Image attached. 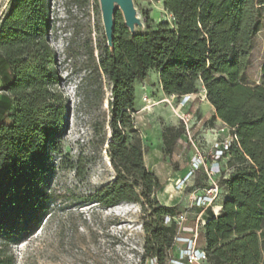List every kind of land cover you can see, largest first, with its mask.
Wrapping results in <instances>:
<instances>
[{"label": "trees", "instance_id": "1", "mask_svg": "<svg viewBox=\"0 0 264 264\" xmlns=\"http://www.w3.org/2000/svg\"><path fill=\"white\" fill-rule=\"evenodd\" d=\"M163 3L172 27L164 22L132 33L114 13L113 42L100 67L112 82L108 153L115 178L88 200L140 204L148 213L144 257L167 264L180 236L176 206L162 205L155 196L164 184L144 161L135 83L155 71L163 92L179 98L196 94L201 82L215 109L208 124L221 120L238 137L228 154L234 160L227 161L234 170L228 174L225 168L219 178L222 209L218 215L209 209L203 227L207 262L264 264V62L260 84L243 82L264 24V0ZM51 27L50 0H10L0 17V264H13L6 252L40 230L56 200L52 182L68 107ZM184 135L182 121L162 133L164 153L176 169L173 156ZM195 184L206 186V175Z\"/></svg>", "mask_w": 264, "mask_h": 264}, {"label": "rangeland", "instance_id": "2", "mask_svg": "<svg viewBox=\"0 0 264 264\" xmlns=\"http://www.w3.org/2000/svg\"><path fill=\"white\" fill-rule=\"evenodd\" d=\"M10 0H0V17L9 7ZM52 27L50 42L57 53V68L61 78L60 89L67 103L65 131L60 151L56 154L58 169L52 182L56 200L42 227L26 242L7 251L13 264H151L144 257L148 233L145 224L148 213L140 204L123 202L115 206L89 201L88 196L110 184L115 171L108 153L111 139L112 82L101 69L100 60L108 45L100 0H50ZM136 17L135 31L157 28L167 22L171 27L174 18L164 7L163 0H133ZM116 12L123 16L119 5ZM264 62V24L257 34L251 53V63L243 82L255 86L261 82V66ZM150 87L144 93L152 98L151 104L142 101L137 88L135 125L145 146L144 161L163 182L156 198L162 205L176 206V218L183 215L188 222L196 221L202 208L195 205L194 197L202 192L195 181L203 172L189 180L182 188L177 184L187 175L192 155L196 149L186 138L175 148L173 161L164 153L163 129L180 126L167 121V114H175L177 98L172 105L163 102V94L157 88L159 76L152 73ZM149 79V78H148ZM198 82L197 95L202 94ZM143 94V95H145ZM175 109V110H174ZM179 111V110H178ZM180 111H183L182 108ZM194 118L201 120L192 134L197 148L211 159L212 136L206 131V123L199 113L189 107ZM206 125V126H205ZM228 155L226 172L234 170ZM234 162V161H233ZM237 164H239L238 161ZM223 195L214 203L219 214ZM209 207L202 215L206 221ZM222 209V207H221ZM205 225V224H204ZM203 225L194 232L181 233L193 238L196 247L204 249ZM186 242L178 241L173 247L167 264H176L184 256ZM201 264H209L202 262Z\"/></svg>", "mask_w": 264, "mask_h": 264}, {"label": "built area", "instance_id": "3", "mask_svg": "<svg viewBox=\"0 0 264 264\" xmlns=\"http://www.w3.org/2000/svg\"><path fill=\"white\" fill-rule=\"evenodd\" d=\"M177 98V97H176ZM197 98V94H187L177 98L178 107L183 108L188 106L190 102ZM170 96L163 98V102L169 103L172 105ZM142 101L146 104H151L152 98L145 94L142 96ZM173 107V105H172ZM178 117L181 119L185 127V135L188 141L192 143L196 149L195 153L192 155L190 170L188 171L185 178H183L179 184H177V189H182L190 179L194 178L197 173L203 172L206 175L207 185L201 187V193L196 194L194 197L195 205L201 207L203 210L196 218V221L188 222L186 216H179L175 218L178 227L180 236L177 238L178 241H183L187 243V246L184 250V256L181 260H174L176 264H201L202 262H207V253L203 248L196 247L195 240L188 236H183L181 233L194 232L198 228L199 224L203 225L206 221L202 218L203 213L209 207L212 210H215L214 203L218 199L219 195L222 193L221 187L219 185V178L225 170L224 160L228 156L229 151L233 144L238 141L236 134L231 133L230 128L223 127L216 122L212 124L206 123V131L212 136V154L211 159L205 158V155L197 148L194 141L192 131L194 126L199 125L201 120L198 117L194 118L193 115L189 112V107L186 111H179ZM221 210V209H220ZM170 221V218L167 219ZM151 264H156L155 261H151Z\"/></svg>", "mask_w": 264, "mask_h": 264}, {"label": "crops", "instance_id": "4", "mask_svg": "<svg viewBox=\"0 0 264 264\" xmlns=\"http://www.w3.org/2000/svg\"><path fill=\"white\" fill-rule=\"evenodd\" d=\"M152 73L155 74V71L150 72L148 80L136 81V83H135L136 92H137V88L139 87V89L142 92V96H143V94H145L144 92L147 91V89L150 87L149 82H152V79L150 78ZM158 76H159V74L157 73V77ZM159 81H160V76H159ZM202 87H203L202 94L197 95V98L195 100H193L192 102H190L188 106L183 107L182 110L186 111L188 109V107H190L191 109H193L195 111V114H196V112L199 113L200 118H203L204 120H209L215 114V109H214L213 105L207 100L206 91H205L203 85H202ZM157 88H159L160 91L162 92L163 98L170 96V95H166L163 92L161 82H160V84L158 83ZM170 97L173 99L176 98V96H174V95H171ZM180 109L181 108L178 107L177 110L174 109L176 111L175 114H167L166 115L167 116L166 120L171 121V122H169V123H171V125H175L179 121L178 113H179ZM217 123L223 127H227V124L221 120H217ZM216 215H218V214H216Z\"/></svg>", "mask_w": 264, "mask_h": 264}, {"label": "water", "instance_id": "5", "mask_svg": "<svg viewBox=\"0 0 264 264\" xmlns=\"http://www.w3.org/2000/svg\"><path fill=\"white\" fill-rule=\"evenodd\" d=\"M102 15L105 27V33L108 45L111 46L114 38V13L116 12V5H119L122 10L125 25L132 33L135 31V24L139 22L136 17L133 0H100Z\"/></svg>", "mask_w": 264, "mask_h": 264}, {"label": "bare ground", "instance_id": "6", "mask_svg": "<svg viewBox=\"0 0 264 264\" xmlns=\"http://www.w3.org/2000/svg\"><path fill=\"white\" fill-rule=\"evenodd\" d=\"M218 209L220 210V208L218 207Z\"/></svg>", "mask_w": 264, "mask_h": 264}]
</instances>
